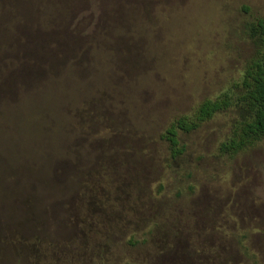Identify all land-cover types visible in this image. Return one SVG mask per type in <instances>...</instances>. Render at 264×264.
Returning a JSON list of instances; mask_svg holds the SVG:
<instances>
[{
    "label": "rangeland",
    "instance_id": "1",
    "mask_svg": "<svg viewBox=\"0 0 264 264\" xmlns=\"http://www.w3.org/2000/svg\"><path fill=\"white\" fill-rule=\"evenodd\" d=\"M259 17L264 0H0V264H264V136L221 152L234 106L177 156L161 136L235 93Z\"/></svg>",
    "mask_w": 264,
    "mask_h": 264
},
{
    "label": "trees",
    "instance_id": "2",
    "mask_svg": "<svg viewBox=\"0 0 264 264\" xmlns=\"http://www.w3.org/2000/svg\"><path fill=\"white\" fill-rule=\"evenodd\" d=\"M248 36L254 46V53L245 66L235 93L204 99L195 108L192 116L176 118L161 134L173 157L182 151L177 139L179 131H192L216 112L225 111L231 106L237 109L241 119L235 126L233 136L220 145L221 152L229 155L236 153L244 147L254 145L264 136V17L256 18L249 24ZM21 74H26L29 84L33 83L32 71L23 69ZM2 93L4 92L0 90V105L6 100H13L11 96H6V92L4 95ZM2 139L3 136L0 138V163H8L6 157L2 156Z\"/></svg>",
    "mask_w": 264,
    "mask_h": 264
}]
</instances>
